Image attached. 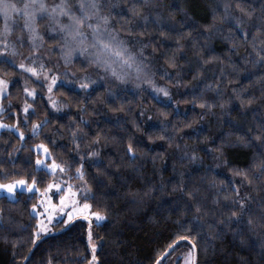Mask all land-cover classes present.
Listing matches in <instances>:
<instances>
[{
    "label": "snow or ice",
    "instance_id": "6c2138e0",
    "mask_svg": "<svg viewBox=\"0 0 264 264\" xmlns=\"http://www.w3.org/2000/svg\"><path fill=\"white\" fill-rule=\"evenodd\" d=\"M159 7L160 5L154 3L153 0H126V7H119L110 0H0V64L23 70L17 80H23L22 89L28 97L35 99L38 95H43L45 90L43 86H46L47 102L57 112L68 106L67 102H58L53 98V86L59 87L57 80L61 78V73L58 71L61 62L65 66L62 73L64 80L80 89L85 100L93 97L98 86V80L93 79L92 75L98 69H103L105 75L122 83L127 82L128 70H134L137 74L136 79L140 80V74L144 72V49L148 47V44L140 41V48L133 51L132 48L137 38L131 33L136 29H145L149 24L155 25L161 37H167L171 33L175 34V49L162 54L173 67H176L178 55L191 63L187 52L182 51L186 45L181 40L187 38V47L193 51L199 67L204 68L214 62H219L220 75L223 76L225 58L217 55L212 46L213 39L218 35L227 42L226 46L231 52H235L242 42L249 45L251 49L249 56L253 58L251 61L245 58L244 63L264 66V0H259L258 5L250 3V0H221V3L212 9L211 22L206 24H201L196 20L191 6L185 7L181 4L170 6V14L167 17L154 11ZM257 8L260 9L259 13ZM117 9L122 14L121 22L130 33L128 40L119 37V32L123 29L118 30L113 26L115 24L113 12ZM175 10H179L183 15L180 21L173 23L171 12ZM153 39L155 37H151L149 43ZM25 44L29 49L28 54L23 60L18 61L16 57L23 55L19 49ZM153 50L155 51V48ZM78 58H82L85 68L79 76L68 67L73 65ZM226 59L231 62L233 72L241 71L235 62H232L231 56ZM117 66H119V71ZM88 68H91L92 72L86 70ZM164 74L169 75L167 70ZM69 75L72 77L71 80H68ZM32 78H35L37 85L30 82ZM261 79H264V76ZM147 83L156 88V91L162 92L164 96H169L167 89L157 87L151 79H148ZM9 84L10 81L4 75H0V101L8 95ZM37 86H40L39 93ZM205 90L213 91L215 95L205 97L203 95ZM106 91V99H111L114 103L116 93L112 88ZM200 93V107L206 113L216 114L213 110L219 108L221 111L218 115L226 117V119L219 120L218 134L209 138L211 146L206 145L208 155L214 161L220 160L221 163L228 164L229 161L225 158L227 149L232 147L254 149L246 166L232 168V175L228 177L227 182L218 180L215 176L219 165L208 166L204 175L200 177V183L197 184L191 180L189 169L181 171L173 162L172 171L176 179L174 182L168 181L171 188L162 179L159 183L147 180L138 189L129 188L126 194L131 196L132 203H137L144 197L154 199L161 195L178 194L169 203V207L182 214H192L191 218L182 224L183 231L188 235L177 236V240L190 242L187 253L182 254L183 264H198L199 254L206 252L209 247L215 251V240L220 238L231 225L236 226L231 229L233 236L238 238L242 245L247 244L248 247L256 249L259 252V258L264 260V197L252 195L253 192L264 191V116L256 115L258 112H264V108L257 107L244 111L258 97L243 89L238 91L237 88H232L231 92L225 96L218 82H203ZM236 105L241 109L242 115L251 114L253 116L250 125L246 121L241 122L232 117ZM19 107L24 114L23 121L27 123L29 116L35 115V108L27 99ZM122 109L123 105H120L113 110ZM87 110V106H82L80 113L87 112ZM3 111H5L4 106L0 103V112ZM80 113H77L80 120L77 122L73 119L68 131L77 150V158L69 162L58 161L46 144L36 145L37 155L34 164L35 171L41 173L39 181L34 174L19 179H10L13 173L3 171L6 182H0V193L9 199H16L15 194L18 191L39 194V199L31 204V209L37 212V217L44 218L36 219L33 244L41 234L50 231L49 225L54 215L63 213L67 218L62 219L61 222L68 224L76 215L87 213L85 219L88 221V243L91 249V259L88 264H96L97 245L92 239V220L94 218L96 224L99 225L107 219V215L101 211H88L92 207L89 200L95 199L96 193L92 189L84 166L86 162L90 166L99 165L92 179L95 180L98 188L107 185L104 177L110 179V172L106 171L109 166L101 157L99 148L108 137L102 138L101 130H97L89 137V132L80 125L84 124L91 129L92 123ZM140 115H143V112ZM18 123L19 120H17ZM49 123L50 119L47 117L43 121L33 123L31 134L36 136ZM116 125L121 126L119 118L116 120ZM136 127L139 128V125ZM0 128H16L20 138L24 137L23 131H20L15 124H6L0 120ZM194 131L198 136L201 135V129ZM145 136L149 140L153 139L150 133L145 132ZM81 142L84 143L82 153L80 151ZM142 142L137 139L134 145L132 137L129 136L124 148L129 161L135 163L144 155L139 151V145ZM176 147L181 153L178 156L179 161L203 167V157L197 151L191 150L187 144L181 148L178 143ZM158 158H160L158 155L150 157L153 162ZM27 163L31 164L33 161L29 160ZM134 170L137 173L140 171L139 168ZM185 172H189L188 177L185 176ZM46 177L49 179L45 183ZM236 177L240 178L239 184L244 185L243 194L236 183ZM41 183L44 185L43 188L39 186ZM202 187L215 189L211 198L212 207L206 203V198L201 193ZM221 194H224L223 199L228 201L223 205V209L227 210V215L219 207ZM53 196H58V202L53 203ZM217 212L220 213L219 216H216ZM205 216L209 219L205 220ZM254 218L257 219L254 220ZM0 220H2V210H0ZM201 233L203 235H200ZM193 235L200 236L202 246L199 249L192 239ZM205 240L207 243H204ZM175 244L176 241H173V244L157 256L155 264H162V261L175 251L173 247ZM25 259L27 260L28 257ZM48 264H51V260Z\"/></svg>",
    "mask_w": 264,
    "mask_h": 264
},
{
    "label": "trees",
    "instance_id": "16d2710c",
    "mask_svg": "<svg viewBox=\"0 0 264 264\" xmlns=\"http://www.w3.org/2000/svg\"><path fill=\"white\" fill-rule=\"evenodd\" d=\"M110 2L119 7H126V0H110ZM153 2L160 5L154 11L160 12L165 17L170 14V6L174 7L176 4L191 6L196 20L201 24H206L211 22L212 9L221 3V0H153ZM250 3L258 5L259 0H250ZM259 11L260 9L257 8L258 13ZM121 15L118 9L114 10V26L118 30L123 29L119 32V36L121 39L128 40L130 33L121 22ZM171 15L172 22L176 23L181 20L183 13L175 10L171 12ZM131 35L137 38L136 41L148 44L145 57H150L154 69L146 75L150 76L151 80H155L156 85L162 84V88L168 90L169 96H156L147 90L141 91L133 88L132 90L112 83L110 85L99 84L93 97L85 100L80 91L60 85L56 93L63 99V102L68 103L67 113L54 114L43 93L32 100L35 115H30L25 123L24 114L19 107L25 100L22 82L17 80L20 73L15 67L0 64V74L11 81L8 95L3 99L6 109L0 113V119L5 123L17 125L24 133L21 139L16 128L0 130V165H2L0 182H6L3 171L13 173L10 179H19L34 174L39 181L41 173L35 171L34 164L37 155L35 146L39 143L46 144L58 161L75 160L78 153L68 131L73 119L77 122L80 120L77 113H80L82 106H87L88 110L80 115L90 121L92 127L88 129L84 124L80 126L89 132V137L97 130H101L102 138L108 137L99 148L101 157L109 166L106 171L110 172V179L104 177L107 185L98 188L95 180L92 179L99 165L90 166L86 162L84 166L92 189L96 193L95 199L89 200L91 208L105 212L107 215V219L99 225L93 226L92 223V232L96 233L100 242L96 248L98 257L96 264H154L157 256L173 244V241H177L178 235H188L183 231L182 224L190 219L192 214H182L169 207V203L174 196L178 195L177 193L168 196L161 195L154 199L144 197L143 200L132 203L131 196L126 194L129 188L138 189L147 180L159 183L161 179L171 188L168 181L174 182L176 179L172 171L173 162L181 171L189 169L191 180L197 184L200 183V177L204 175L208 166L219 165L215 176L218 180L225 182L232 175V168L246 166L254 149L238 147L227 149L225 158L229 161L228 164H223L220 160L214 161L208 155L206 145L211 146L209 138L218 134L219 120L226 119V117L218 115L221 111L219 108L214 109L213 112L216 114H213L206 113L200 107V88L203 87V82H218L225 96L231 92L232 88H237L238 91L243 89L257 96L258 99L254 100L253 104L247 106L244 111L257 107L264 108V79H261L264 76V66L244 63L245 58L250 61L253 58L249 56V51H251L249 45L242 42L235 52H231L226 46L227 42L219 35L213 39L212 46L217 55L225 58L223 65L225 74L221 76L219 62H214L204 68L199 67L193 51L187 47V38L181 40L186 45L182 51L187 52L191 63L178 55L176 67H173L162 54L175 49L174 33L161 37L155 25L149 24L145 29L133 30ZM151 37L155 39L149 43ZM136 46L140 48L135 42L133 49L136 50ZM229 56L232 62H235L241 69L239 73L232 71L231 62L226 59ZM165 70L169 75L164 74ZM131 79L134 80V78ZM134 81L132 85H137V80ZM108 88H112L116 93L114 103L111 99H106ZM203 95L212 97L215 92L205 90ZM120 105H123L122 110H113ZM141 112L143 115H140ZM256 115L264 116V112H258ZM46 117L50 119V123L44 126L36 136H33L31 125L43 121ZM232 117L241 122L246 121L249 125L253 121L251 114L247 116L241 114L238 105L235 106ZM117 118L120 120L121 126L119 127L116 125ZM17 120H19L18 124ZM137 125L139 128L136 127ZM195 129H201V135L198 136ZM145 132L150 133L153 139H147ZM129 136L132 137L134 145L137 139L143 141L139 145V151L144 155L135 163L129 161L124 152ZM178 143L181 148L187 144L191 150L197 151L203 157V167L179 161L178 156L181 153L176 147ZM83 149L84 143L81 142V153ZM153 155H158L160 158L153 162L150 159ZM29 160L33 163H27ZM137 168L140 170L139 173L134 170ZM185 176L188 177L189 172H185ZM47 179L49 178H45V183ZM235 179L243 194L244 185L239 184V177ZM39 186L43 188L44 185L41 183ZM201 193L205 196L206 203L212 207L211 198L215 189L202 187ZM223 195L221 194L219 207L227 215V210L223 209V205L228 201L223 199ZM252 195L264 197V191L253 192ZM38 199L39 194L27 191H18L16 199H9L4 194H0V210H2L0 264H48L49 260L51 264H88L91 259L88 221L83 219L75 220L67 228H64L67 224H63L62 219L55 222L50 232L41 234L40 238L35 241V243L38 242L24 263L25 257L35 245L32 239L37 216L33 213L31 204L36 203ZM219 215L220 213L217 212L216 216ZM204 219L208 220L209 217L205 216ZM235 227L231 225L220 238L215 240V251L209 247L206 252H201L198 256V264H264V260L259 258V252L256 249L248 247L247 244L242 245L239 239L233 236L231 229ZM192 239L199 249L202 246L200 236L193 235ZM245 240L248 241L247 235ZM189 243L180 240L176 244L178 246H174L175 251L163 260L162 264H181V259L179 257L175 259V256H179L185 249L188 251ZM204 243H207V240Z\"/></svg>",
    "mask_w": 264,
    "mask_h": 264
},
{
    "label": "rangeland",
    "instance_id": "374dc122",
    "mask_svg": "<svg viewBox=\"0 0 264 264\" xmlns=\"http://www.w3.org/2000/svg\"><path fill=\"white\" fill-rule=\"evenodd\" d=\"M113 26H114V25H113ZM114 27H115V26H114ZM119 37H120V36H119ZM136 43H137V45L139 44V46H141L140 41H136ZM136 47H137V49L139 48L138 46H136ZM133 48H134V47H133ZM133 48H132V50H133V51H136V50L133 49ZM146 48H147V47H146ZM146 48H145V49H146ZM145 49H144V61H143V63H144V72L140 74V76H141V79H140V80H137V79H136V75H137V74L135 73L134 70H128V71H129V76L127 77V82H126V83H122V82H120V81H116V80H114V78H112V77L109 76V75H105V72H104L103 69H98L96 72H93V73H92V75H93V79H97V80H98V85H99V84L110 85V84L113 83V84H115V85L117 84V85H119V86H124V87L131 88V89L133 88L134 90H141V91H146V90H147L149 93H152V94H154V95H156V96H157V95H164L162 92H158V91H156V88L152 87V85H150L149 83H147V80H148V79H151V78H149L150 76L145 75V73L149 74L150 71H152V70L154 69V65H153V62H152V60L150 59V57H145V54L147 53V52H145ZM19 51H20L21 53H23V55H22V56H17V57H16V59H17L18 61L23 60L24 57L27 56L28 51H29L27 44H25V46H24L23 48H20ZM54 59H58V57H54ZM25 62H27V61H25ZM64 67H65V66H64L63 63L61 62V67H60V69L58 70V71H60V73H61V78L57 80V85H59V86H60V85L68 86V87H71V88L76 89V90H78V91L81 92L80 89L74 87L73 85L67 83V81L64 80L63 75H62ZM68 67H70V68L72 69L73 72H76L77 76H79V75L81 74V72L85 70L82 58H78V59H76V60L74 61L73 65H69ZM15 68H16V67H15ZM16 69L19 71V73H21V72L23 71V70L18 69V68H16ZM86 70L92 72V69H91V68H88V69H86ZM117 70H118V71L120 70V69H119V66H117ZM0 75H1V74H0ZM27 75H28V76H31V74H27ZM98 77H99V79H98ZM131 78H134V80H137V85H139V87H137V85H132L133 83H135V81H134L133 79H131ZM6 79H7V78H6ZM71 79H72V77H71V75H69L68 80H71ZM8 80H9V79H8ZM9 81H10V80H9ZM152 81H153L154 84L156 85L157 82H156L155 80H152ZM21 82H22V84H23V80H21ZM30 82H31L33 85H37V81L35 80V78H32V80H31ZM10 83H11V81H10ZM156 86H157V87H163L162 84H159V83H158V85H156ZM9 87H10V84H9ZM39 87H40V86H37V92H39V90H40ZM43 87H44V89H45V90H44V94H45L46 101H48V93H47V91H46V86H43ZM56 89H57V86H53V98L56 99L58 102H63V99H62V98L56 93ZM133 89H132V90H133ZM8 90H9V88H8ZM24 94H25V93H24ZM25 99H27L28 102L32 104V100H33L32 97H28V96L25 94ZM0 103H2L3 106H4V109H6V105L3 103V100L0 101ZM47 103H48V102H47ZM48 105H49L51 111H52L54 114L63 115V114H65V113H67V109H66V107H65V108H62L59 112H57L55 109H52L50 103H48ZM30 110H31V109H30ZM0 113H1V112H0ZM0 120H1V119H0ZM3 123H5V122L3 121ZM6 124H8V123H6ZM1 129H3V128H0V130H1ZM39 144H41V143H39ZM39 144H37V145H39ZM35 150L37 151L36 146H35ZM73 182H74V183L76 182L75 179H73ZM29 193H30V192H29ZM0 194H3V193H0ZM15 196H16V194H15ZM52 200H53V203L58 202V196H53V197H52ZM82 202H83V201L81 200V203H82ZM37 210L39 211L40 209L38 208ZM66 211H67V210H66ZM88 211H96V210H93V209L91 208V209H89ZM33 213L37 216V212H36V211H33ZM86 214H87V213H84V214H81V215H76V216L74 217V219H83V220H87V219H85ZM37 218H39V219H43L44 217L41 216V217H37ZM66 218H67V217H66L63 213H61V214H59V215H54L53 220H52V223L49 225L50 231L53 229V224H54L55 222H57V221L60 220V219H66ZM74 219H73V220H74ZM102 222H103V221H102ZM102 222H101V223H102ZM92 223H93V226H95L96 222H95V219H94V218H93V220H92ZM50 231H49V232H50ZM92 233H93V236H92L93 242L96 243V245H97V247H98V245L100 244V242H99V240L97 239V235H96V233H95L94 231H93ZM186 253H187V250L185 249L184 251H182L181 254H179V256L176 255V256H175V259H177V258L179 257V258L181 259V264H183L182 254H186Z\"/></svg>",
    "mask_w": 264,
    "mask_h": 264
},
{
    "label": "water",
    "instance_id": "95a60500",
    "mask_svg": "<svg viewBox=\"0 0 264 264\" xmlns=\"http://www.w3.org/2000/svg\"><path fill=\"white\" fill-rule=\"evenodd\" d=\"M75 220H77V219H74V220L70 221V222H69L64 228H67L68 226H70ZM48 234H49V233H48ZM179 241H180V240H177V241H176V244H178ZM37 242H38V241H37ZM37 242L35 243V245H34L33 248L31 249V251L29 252V254H28L27 257H29L30 253L32 252V250H33L34 247L36 246ZM176 244H175V245H176ZM175 245H173V247H174ZM25 262H26V259L24 260V263H25ZM154 264H155V263H154Z\"/></svg>",
    "mask_w": 264,
    "mask_h": 264
}]
</instances>
